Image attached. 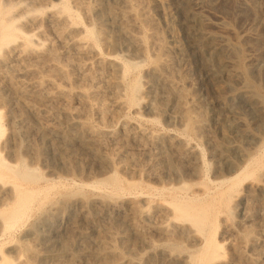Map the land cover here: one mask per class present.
Segmentation results:
<instances>
[{"label":"rangeland","instance_id":"1","mask_svg":"<svg viewBox=\"0 0 264 264\" xmlns=\"http://www.w3.org/2000/svg\"><path fill=\"white\" fill-rule=\"evenodd\" d=\"M9 1L23 4L18 23L34 33L33 72L22 79L50 81L51 91L59 85L72 94L50 99L19 90L9 78L10 60L2 56L7 49L0 52V154L21 170H35L27 180L5 176L0 186L18 182L36 190L11 229L2 228L0 216L1 264H44L30 248L44 253L42 240L64 236L72 221L91 236L107 227L110 249L119 255L115 264H163L165 257L195 264L209 241L219 246L210 264H264V0H130L125 19L118 14L122 0H68L77 16L61 24L69 38L60 39L48 16L60 13L62 0ZM186 11L225 43L222 59L202 45ZM124 25L138 43L127 41ZM84 27L93 28L91 38ZM72 35L95 44V51L77 54L70 48ZM51 51L68 69L67 79L51 67ZM74 61L91 65L92 83ZM156 67L173 81V93L155 79ZM87 89L92 108L76 95ZM82 127L92 131L106 158L82 147L87 134L69 141L56 131ZM67 199L117 202L119 209L109 205L86 216L77 208L74 216L54 214L45 222ZM175 201L193 212L205 209L204 225L181 218ZM78 243L74 238L72 247Z\"/></svg>","mask_w":264,"mask_h":264},{"label":"bare ground","instance_id":"2","mask_svg":"<svg viewBox=\"0 0 264 264\" xmlns=\"http://www.w3.org/2000/svg\"><path fill=\"white\" fill-rule=\"evenodd\" d=\"M129 1L130 0H122V7L121 8L119 7L120 11L117 10L119 12L118 14H120L119 17H121L122 19H125V17L128 16L129 13L132 12V10H131V12H130V10H128V8L131 6ZM60 5H61L60 13L57 11V12H53V13L49 14V16H48V20L50 23L49 25L54 27L53 29L56 32V36L58 37V39L65 38L66 36H68V38H69V33L66 32L68 30H65L61 24L62 23L64 24L66 19H67L66 23H68V18L74 14H75V16H77V13L75 10L73 11V9L69 6L68 0H62ZM111 6H113V5H111ZM22 7H23L22 3H16V2L9 1V0H0V52H2V50H4V48L7 49L6 51H4L2 53V56H4L3 57L4 59H5V57H7V59H9L10 63H11V64L9 63L10 64L9 69H10L12 74L9 73V74H11L9 78L11 79V81H13V80L16 81L13 84L17 83V87L19 88V90L21 89V91H23V90L25 91L26 89L28 90L30 88V90L33 92V94L35 93L37 95H44L45 97L50 98V99H52L56 95L58 96L59 94H64L65 96L68 95V97H69L72 94V92L67 91L65 89H62V87L60 88L59 85H57V86L54 85L55 88L53 91L48 89L49 88L48 85H49L50 81H48V84H47V82L44 81L43 79H36V80L33 79L32 80L30 78V81L29 80L25 81L24 79H22V76H24L25 74H28V73H30V71H32V67H31L32 63L31 62H33V61L30 60L31 62H29V59H31L29 55L31 53L33 54L35 52L34 33L29 34V33L24 32L18 23V22H21V21H19L20 18L18 16L21 12L20 10H22L21 9ZM108 10H110V9H108ZM28 12H30V9ZM188 13H189V17L187 19V21H189L188 26L192 27L194 30H196L197 33H199L200 37L203 38L202 45L204 44V46H206L207 50L209 51V53L211 55H214L218 59H222L223 50L225 49V47H227L225 45V43L223 41H217V38L215 36L207 34L204 31V29L201 28V24H200L201 19L195 13L191 14L190 11H188ZM188 13L186 11V14H187L186 16H188ZM32 21H33L32 23H34L35 25L39 24V22H36L35 18ZM28 22H31V21H28ZM186 24H187V22H186ZM126 26L127 25H124L123 31H124V36L126 37L127 41L130 44L131 43L132 44L138 43V41H139L138 38L136 36H134L133 34H131L130 32H128V29ZM84 31H85V36L87 38H89V37L91 38L94 34V30L91 27H84ZM19 35H21L23 37V42L18 41ZM76 37H74V36L70 37L69 44H70V48H72L77 54H87V53L89 54L90 52L95 51V48L97 47V46L95 47V44H89L87 41L84 40V38H82V36H81V38L80 37L76 38ZM38 41H36V42H38ZM69 44H68V46H69ZM131 47H132V45H131ZM51 53L50 54L52 57L51 56L50 57L53 59L51 67H53L55 69L54 71L57 72L59 77H63V78L68 77L67 76L68 69H66V66L57 61L55 52L51 51ZM96 54L98 55L96 57V58H98V60L96 59L98 61V63H104L101 60L102 58L101 59L99 58V54L97 52H96ZM35 57L36 56H34V58ZM32 59H33V57H32ZM163 63L161 65V67L164 66ZM72 66H74V68H76L83 75V78L87 79L88 81L90 80L91 83H92V81L95 80L94 75L89 72V68L91 67V65L88 62L85 63V62H80V61H74V62H72ZM124 67H126V65ZM161 67H160V69H162ZM156 68L157 69H155V68L153 69V75L155 76V79L160 81L161 84L164 85L165 88H167L166 89L167 91L173 93L175 91V86L173 85V81L170 79V77H168L165 73H163V71H162L163 69L160 70V69H158L159 67H156ZM127 69H128V67H127ZM89 91L90 90L87 89V90L79 91L76 93L80 103H82L84 106H86V108H92L93 105L95 106V104H93L88 99V95L90 94ZM133 98H135V97H133ZM136 100H134V101H136ZM32 108H33V106H32ZM35 110L33 109L34 112H35ZM101 110H104V107L100 106L98 111H101ZM20 116L21 115H18V116H15L14 118L18 117L19 118V119H17V121H18L21 119ZM21 121H22V119H21ZM18 122H20V121H18ZM13 123L14 122H12V124ZM15 123H16V121H15ZM3 127H4V125L1 122V115H0V137L5 132V129ZM75 128H77V127H75ZM11 131L13 133L15 132L14 124H13V127L11 128ZM56 131L58 133H60L61 136H63L65 139H67L69 141L74 135L78 136L80 134H82V135L87 134V136H89V140L86 139V141H82V144H83L82 147L84 149H86L90 153L91 156L93 155L94 158L104 159L105 156L101 153L100 148H99L101 146V144L97 141V138L95 139L92 136V131H90V129L88 127H86V128L82 127V129H74L71 132H63V130H59V129H57ZM91 136L94 139H92V138L90 139ZM80 137H82V136H80ZM9 145L10 144H8V147H9ZM13 147H15V145ZM13 147L11 146V148H8L10 154H12V155L17 152L16 151L17 149L13 148ZM64 154H66V153H64ZM0 166L3 169V170L2 169L0 170V179L5 177V176L9 177L10 175H11V177L13 176V179H15V177H20V178H22V180L23 179L27 180V179L35 177V176H33L35 174H33V175L31 174L32 172L35 171V170L33 171V168H29L27 166L28 168H26L25 170H23V169L21 170L19 168L20 165L17 166L15 164H12V163L5 161V159H3L1 154H0ZM111 180H113V178H111ZM35 197H36V190L24 187L23 185H21L18 182H15L13 184V186L10 188H9V186L8 187H6L4 185L0 186V203L2 206H4V207H1L2 209H0V216L2 217V221H4V223H3L4 226L1 224L2 228H5V230H9L14 225H16V223L19 222L24 217L25 213L27 212V208L29 207L28 205H30V203L35 199ZM109 205H110L109 202H107V201L104 202L103 200H97V199H85V200L84 199L83 200H81V199H67V200H64L60 204L59 208H57L55 212L50 213L49 215H47L43 219L45 222H48L49 220H52V218H54L53 217L54 214H60V213H66V212L68 214L74 216L73 212H75V210H78V209L87 216L88 213L90 215L91 211L93 212V215L94 214L100 215L107 208H111L112 206L116 209L118 208L117 202L113 203L112 206L110 205L111 207H109ZM173 206H174V209L181 212V214L183 216L182 217L180 215L181 218L189 219V220L193 221L192 222L193 224L197 223L196 224L197 226L200 225L202 227L204 225V222H205L206 217H207L205 215L207 212L203 213V211L205 209H203L201 212L200 211L198 212V210L193 212V210H195V209L191 208L188 204H185V203L180 202V201L173 202ZM72 222H73L71 224L72 229L68 230L64 236H62V237L57 236L56 239L48 236L47 238H45V240H42L47 247V249H45L44 253H40L39 251H37V249H38L37 247H36V250L34 248H30L32 250V253H31L32 258L34 259L36 257H40L43 260L44 264H78L79 259H83V258L85 259L86 264H115L116 263L117 257H119V255L117 256L116 255L117 253H115L114 251H112L110 249V247H111L110 241H109L110 236L108 234L107 227L103 226L104 227L103 230L99 231L96 235L91 236L87 232H85L84 230H81L80 228L76 227L75 221H72ZM200 226H198V227H200ZM75 228L77 230H75ZM74 238H77L78 242H79L78 243L79 245L77 246V248L72 247ZM36 239H37V237H36ZM252 240H253V238H252ZM209 242L210 243L208 244V246H205L206 249H204L205 252L203 254V259L202 260L200 259L201 260L200 262L199 261L196 262L197 264H210V259L214 258L217 255V251L219 250V246H217L213 242L211 243V241H209ZM263 253H264V250H263ZM161 258H164V257H161ZM174 258L173 257L172 258L171 257H165L163 262L165 264H175V263H173ZM199 258H200V256H199ZM5 259L2 258V260H5ZM7 261H8V259H7ZM159 261H161V263H162L161 259ZM194 261H195V259H194ZM0 264H1V262H0ZM123 264H132V263L126 262Z\"/></svg>","mask_w":264,"mask_h":264}]
</instances>
